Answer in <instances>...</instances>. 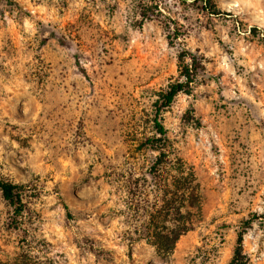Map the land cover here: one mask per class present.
<instances>
[{"label": "rangeland", "instance_id": "374dc122", "mask_svg": "<svg viewBox=\"0 0 264 264\" xmlns=\"http://www.w3.org/2000/svg\"><path fill=\"white\" fill-rule=\"evenodd\" d=\"M117 8L111 0H0V117L20 146L0 163V179L20 185L24 203L16 216L0 192V264H153L141 245L156 242L173 214L181 233L169 252L159 248L167 264H229L217 241L227 245L238 201L246 191L264 200V182L252 179L264 171V123L254 122L261 82L249 74L252 100L226 101L223 89L195 95L208 79L195 78L160 118L166 129L167 115L184 107L202 135L168 129L156 164L159 151L143 144L156 137L150 112L158 92L183 78L143 33L134 46L121 40ZM206 129L215 130V161L202 147Z\"/></svg>", "mask_w": 264, "mask_h": 264}, {"label": "clouds", "instance_id": "9594fccd", "mask_svg": "<svg viewBox=\"0 0 264 264\" xmlns=\"http://www.w3.org/2000/svg\"><path fill=\"white\" fill-rule=\"evenodd\" d=\"M111 3L118 6L117 14L121 23L118 33L122 41L127 38L134 46L143 33L150 38L158 61H171L175 65L181 63L182 53H189L183 57V63L192 70L197 81L201 77L208 78L207 83L195 88V95H215L223 89L222 95L226 101L239 98L252 100V95L245 88L249 74L261 82L258 86L264 87V48L258 47L264 39V0H211L210 6L208 0H200V5L195 7V0H186L184 4H181V0H111ZM153 4L156 5L155 9H151ZM205 7L208 11L203 10ZM145 8L151 9L147 15ZM169 17L177 23L172 24ZM177 28L180 30L179 37L176 35ZM252 40L256 43H250ZM202 57L213 61L203 65L206 69L203 72L196 63ZM186 99L189 103H204L199 99L193 101L191 96ZM257 107L258 118L254 122L264 123V106ZM150 115L154 117L155 110ZM2 119L0 117V163L7 156L15 157L20 150V146L13 145L3 133ZM166 119L170 122L166 125V132L171 130L168 133L170 135L183 136L185 130L189 138L202 135L196 123L199 117L189 116L184 107L170 112ZM12 122L20 123L21 127L28 123L19 120ZM214 132V129H206L207 134H203L202 143L211 161L217 159L213 155ZM252 179L257 185L264 182V171L257 172ZM240 186H246L243 178ZM236 207L241 215L233 218L229 231L225 233L230 237L227 245H220L217 241V246L221 248L220 255L223 256V248L228 247L230 255L235 256L239 246L243 252L242 264L244 257L248 258L250 264H264V200L253 201L246 191L245 199L239 200ZM174 216L161 222L164 235H169L178 227ZM141 246L150 248L152 255L148 259H152L153 264H167V260L159 254L157 242L149 245L144 241ZM192 254L195 255L194 251ZM196 264H201V261L197 260ZM215 264H220V261L215 260Z\"/></svg>", "mask_w": 264, "mask_h": 264}, {"label": "trees", "instance_id": "16d2710c", "mask_svg": "<svg viewBox=\"0 0 264 264\" xmlns=\"http://www.w3.org/2000/svg\"><path fill=\"white\" fill-rule=\"evenodd\" d=\"M186 55H189V53L184 52L181 54L180 57L181 63L179 64L180 70L182 69V71H180V76L183 79L170 83L166 89L158 92L157 99L154 101L155 116L153 117V127L156 137H151L146 139L143 144L144 146H147L152 150L159 151L156 164H159L161 160L160 156L164 155L163 148L165 147V140H166V129L163 123L161 122L160 115L163 112V110H165L170 106V104L173 102L175 96L178 93L181 92L186 94L190 93L191 85L196 78L192 74V70L188 67V65L183 63V57ZM196 63L198 65V68L202 72L203 66L201 65L200 61ZM162 103H163V107H161ZM21 190L22 189L20 185L0 179V192L3 198L13 207V211L15 212L16 216H20L24 209ZM180 233L181 231L177 230V231H171L169 235L155 233L153 234V236L155 237L156 242L159 244V248L162 250V252H169L173 248V245ZM242 255H243L242 250L240 249L239 246H237L235 256H232L229 264H242L241 262ZM244 264H248V260L246 257H244Z\"/></svg>", "mask_w": 264, "mask_h": 264}]
</instances>
